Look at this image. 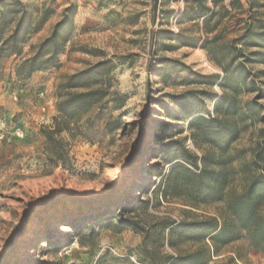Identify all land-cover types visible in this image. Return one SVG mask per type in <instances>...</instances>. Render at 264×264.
<instances>
[{"label": "rangeland", "instance_id": "1", "mask_svg": "<svg viewBox=\"0 0 264 264\" xmlns=\"http://www.w3.org/2000/svg\"><path fill=\"white\" fill-rule=\"evenodd\" d=\"M230 1L224 0V4L229 6ZM241 2L247 8L245 0ZM22 3L35 24L43 14L48 16L41 30L27 38L23 56L48 36L70 7L73 32L57 64L29 79L20 80L15 75L22 58L0 60V264H147L141 256L142 236L120 227L118 207L130 206L136 198L149 200L146 208L126 216L142 226L162 217L177 220L185 209L177 202L158 205L161 195L154 187L140 194L151 180L159 181L155 175L163 163L154 156L157 139L168 127L186 128L178 121L180 112L168 99L185 89L175 76L164 83L158 76L160 67L155 64L159 59H172L202 75L220 72L200 44L182 47L178 41L168 39L169 34L202 39L195 25L198 22L189 21L191 2ZM206 4L211 5V1ZM102 59L116 65L110 92L123 97L121 110L110 111L105 103L92 108L79 122L80 133L61 135L68 153L65 161L51 159L52 149L47 147L41 130L50 126L57 114V85ZM250 68L254 78L264 83V61ZM254 96L245 95L243 100ZM259 129L260 125H249L231 148L230 154L236 159L232 165L236 175L229 187L232 191L242 188L243 166H247L248 176H264V165L250 164L257 150ZM187 145L191 147L190 142ZM214 208L197 213H213ZM87 220L94 222L89 228H70ZM52 234L72 241L57 253L42 252L46 238ZM170 252L165 248V253ZM229 252L210 264H223L235 256L233 253L241 258L236 264H264L262 255L249 250L245 241L233 244Z\"/></svg>", "mask_w": 264, "mask_h": 264}, {"label": "trees", "instance_id": "2", "mask_svg": "<svg viewBox=\"0 0 264 264\" xmlns=\"http://www.w3.org/2000/svg\"><path fill=\"white\" fill-rule=\"evenodd\" d=\"M206 1L190 0L189 21L198 22L195 25L202 39L171 34L168 39L182 47L200 44L220 72L202 75L178 60H157L155 66L160 67L162 81L166 83L175 76L185 89L168 99L180 112L178 121L186 128L168 127L157 139L153 152L163 163L155 175L159 181L151 180L140 190L145 194L154 187L161 195L158 205L177 202L185 209L177 220L162 217L142 226L126 216L146 208L149 200L136 198L130 206L118 207L120 227L142 236L141 256L147 264H210L229 255L230 247L239 241H245L249 250L264 258V176H248L247 166H243L241 190L229 189L236 175L231 148L249 125H260L257 150L250 164L264 165V104L260 103L264 100V83L254 78L250 68L264 61V2L245 0V8L241 0H231L229 6L224 0H210L211 5ZM71 15V7L64 10L48 36L23 56L27 38L41 30L48 16L43 14L35 24L22 0H0V60L22 58L15 68L20 80L56 65L73 32ZM115 67L112 61L102 59L57 85V114L52 124L41 130L47 147L52 149L51 159L65 161L68 153L61 135L80 133L79 122L92 108L105 103L110 111L121 110L123 97L110 92ZM249 94L254 98L243 100ZM210 206L215 207L213 213H197ZM93 223L87 220L70 228L81 231ZM66 240L52 234L46 238L42 252L57 253L72 241ZM165 248L171 252L165 253ZM233 255L223 264H236L241 259L239 254Z\"/></svg>", "mask_w": 264, "mask_h": 264}]
</instances>
